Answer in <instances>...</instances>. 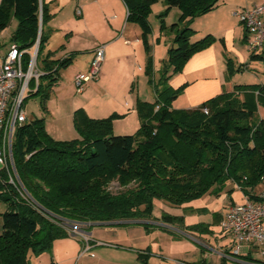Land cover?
I'll use <instances>...</instances> for the list:
<instances>
[{"label": "trees", "instance_id": "16d2710c", "mask_svg": "<svg viewBox=\"0 0 264 264\" xmlns=\"http://www.w3.org/2000/svg\"><path fill=\"white\" fill-rule=\"evenodd\" d=\"M126 20L141 29L148 49L147 35L151 6L162 1L166 11L176 7L178 21L184 24L174 34L175 46L158 82L151 78V57L145 67L154 101L137 99L140 125L134 134L114 135L112 122L120 115L89 117L83 108L73 112V124L79 135L71 140H54L44 130V119H27L15 129L12 158L15 168L0 169V202L6 205L0 213V264H29L28 253L49 251L53 241L68 236L63 222L102 223L156 219L166 226L184 228V217L161 212L152 214L155 200L173 206H185L205 194L218 196L228 182L255 199L254 188L264 179V119L257 118L256 106H264V85L235 84L229 91L194 109H175L171 102L181 89H171V73L181 70L191 55L215 42L206 36L191 42L192 20L216 8L220 0H122ZM166 11L158 15L162 19ZM17 19L11 37L20 49H30L38 39L37 67L43 72L37 89L45 104L60 70L67 67L73 54L52 59L45 51L50 37L47 27L53 14L41 0H1L0 31L9 17ZM161 21L160 33L166 30ZM15 37V38H14ZM246 40V33L244 35ZM263 52V51H262ZM261 53H251L250 60H262ZM30 56L23 55L26 69ZM241 64L237 70H242ZM227 78L233 63L226 62ZM35 85L34 80L31 82ZM45 108V105H43ZM116 183L117 190L110 186ZM19 185L34 201L20 194ZM217 214L214 215V218ZM149 230L148 223H141ZM208 229V225H190L186 229ZM138 259L146 264L142 253ZM199 264H203L202 262Z\"/></svg>", "mask_w": 264, "mask_h": 264}, {"label": "rangeland", "instance_id": "374dc122", "mask_svg": "<svg viewBox=\"0 0 264 264\" xmlns=\"http://www.w3.org/2000/svg\"><path fill=\"white\" fill-rule=\"evenodd\" d=\"M68 1L69 2H66V0L58 1L59 7L55 21L56 26H54V29L50 27L53 33H51L52 36L49 38L46 47H51L52 51L55 52L58 58L73 54L72 61H74L76 57H78V59L80 58V60H84L85 54L97 45L98 40H101V38H104L107 35V32L103 29L106 25L107 27L109 26L105 20V16L117 14L121 18L122 14L125 15V7L122 0H86L88 3L85 0H80L79 3L84 7V15L86 13L92 18L94 13H96V17L97 15L100 16L97 19L100 20L97 25L98 30L93 28L90 33H86L83 30L82 24L79 22V20H81V12L78 13L76 0ZM246 2L250 1H241V6L245 5ZM176 9L178 8L173 7L166 11L165 5L161 2L155 3L151 6L148 15V21L151 27V32L147 35L148 49L145 48V43L141 36L142 32L140 28H138V25L129 22L130 29H132V27H137L134 31H136L135 33L137 36L140 37L141 42L133 45L136 50L135 54L132 56V65H129L125 61L124 55L127 53V50H124L118 64L113 65V60H110V63L106 66V75L104 74V77L100 78L101 81H99V84L104 85L106 90H108L109 95H105L103 91L96 95V91L93 93L94 90L92 85L98 83L96 81L87 84L84 88L85 91L82 93L75 92L70 86V65H68L60 70L59 79L52 87L45 104L41 102L40 95L27 94L28 96L24 101L23 108L28 119L33 120L43 118L44 130L52 139L71 140L79 137L73 124V112L78 108H83L86 114L92 118H104L114 113L120 115L113 119L112 133L114 135L134 134L140 125V120L138 119L136 112L134 109H131L132 107L130 106L125 110H121L122 112L120 113L117 112V109H115L117 103L112 99L113 95L111 94H114L118 88H120L121 83L128 74H132L133 79L130 82L133 81V85L135 86L134 100L137 94L140 100L149 101L154 99L153 88L148 83V75H146L145 66L148 57H151L152 67L150 70V76L155 82H158L160 72L164 69L165 61L168 58V49L175 46L173 43V35L177 32L178 28L180 29L183 27L179 24L178 26L171 28V25L178 21V13ZM164 11H166V14L162 19H159L158 15ZM232 15L236 17L233 12ZM15 19L16 18L11 15L7 27L0 31V60L11 40L14 30L17 27ZM236 19V23H238V18ZM119 20L120 19H117L116 21L118 22ZM161 21L170 25L167 27V32L165 34L163 32V35L161 37L159 36L160 41L154 43L155 47L153 51V46L151 45L152 34L159 31ZM238 25L240 24L238 23ZM69 33L72 34L68 35ZM135 33H130L127 36L134 37ZM241 45L244 62H238L237 65L233 66L230 80L234 84L264 85V58L262 60H250L251 53L247 51L244 44ZM262 51L260 53L264 57V48ZM230 57L231 59H234L232 55ZM241 64L244 65H242V70L239 71L237 68ZM139 65L141 68H139ZM125 91L127 94L128 92H131L130 84L125 88ZM128 99L129 98L126 96L123 100ZM43 105H45V108ZM84 105H87L88 111L84 108ZM89 113L93 116H90ZM255 114L257 118H264V106L257 105ZM228 185L231 186L230 183ZM228 185H226V187L220 192L219 196L211 197L210 194H205L185 206H173L165 201L155 200L153 203L152 214L155 217H160L161 212L165 211L172 215L183 216L185 221L190 225H200L201 223L209 224V228L211 227L210 230L212 232H218L220 227L214 222L213 212L221 206L224 199L228 200ZM110 189L116 191V183H112ZM233 196L234 198H238L239 193L235 191ZM5 209L6 205L0 202V213L4 212ZM63 222L70 225V227H68L69 234L67 237L60 239H68V241L70 240L75 243V241L79 239L86 241L84 236H87L92 241H102L101 243L104 245H111L107 247H112L114 244H122V246H130L134 249L144 247V249L147 248L149 252L147 254L146 264H187L190 262L187 261V258H196L195 260H198L200 250L203 248L201 247L202 244L197 242L196 239L202 241L206 238L200 235L201 231H199L198 228L191 230L186 229V227L180 228L174 225H169L167 227L168 229H163L160 226H153L150 227L151 230L149 229L147 231L143 225L136 223L119 224L115 222H102L90 224L65 222V220H63ZM71 225H74V227ZM1 230L2 220L0 216V233ZM184 230L189 231L190 234L182 232ZM191 235L193 236L191 237ZM165 238L170 242L168 244L165 243L162 247L164 252L161 253L160 243L167 242L164 240ZM70 245L71 244H69L67 249H65V247L62 249V247L57 246V244H54V246L52 244L51 249L53 248V250L45 251L38 255L29 252V264H57V258L62 256L65 257V255L68 256L66 251L67 253L69 252ZM81 249L82 245L79 249L75 248L73 252L78 254L79 251L81 252ZM53 253L56 256H54ZM97 260H100L99 254L97 253H95L94 256H92L91 253L88 255L84 254L83 256L78 254L75 255L73 261L69 264H95ZM102 264L108 263L102 262Z\"/></svg>", "mask_w": 264, "mask_h": 264}, {"label": "crops", "instance_id": "0c3cea01", "mask_svg": "<svg viewBox=\"0 0 264 264\" xmlns=\"http://www.w3.org/2000/svg\"><path fill=\"white\" fill-rule=\"evenodd\" d=\"M41 1L47 5L50 13L53 14L52 18L50 19L46 27L51 31L50 32V37H51L52 36L51 33H53L51 28L54 29V26H56L55 21H56L57 11L59 7V2H58L59 0H41ZM79 1L80 0H76V7L80 5H81L80 9L82 7L81 14H80L81 20H79V22L80 24H82L83 30L86 33L87 32L90 33L91 29L93 28L98 30L97 25H98V22H100V20H97V19L100 16L97 15L96 17L95 16L96 13H94L92 18L90 17V15L86 13L84 15V7L82 4L79 3ZM241 1L243 0H220L216 8H214L213 10H211L210 12L206 14H203L199 17L194 18L192 22L190 23V27L194 30V33L190 37L191 42H194L206 36L207 34L214 36L216 40L215 42L205 47L204 49L193 53L191 57L184 63L180 71L176 73H171V70H170L168 72V74H170V77L168 79V85L170 86V88L174 90L181 89V91L176 96V98H174L171 102L172 108H175V109L197 108L201 106L204 102L218 96L223 91L231 90L233 85H235L230 80V78L229 79L227 78V74H226L227 73L226 71L227 59H231L230 57L231 55L232 57H234V59L233 58L231 59L233 66L237 65L238 62H241V63L244 62V56L242 52L243 49H242L241 44H244L245 48L247 49L249 53L251 52L248 50L246 46V41L243 38L246 33V30L239 20H238V23L240 25L236 23L237 17H234L232 15V12L242 7H245V6H251L257 3H264V0H245V1H250V2H246L245 5L241 6ZM66 2H69V1L66 0ZM158 2L163 3L162 1H158ZM176 10H177L178 17H179L180 11L178 9ZM126 16H127L126 7H125V15L122 14L121 18L117 14H113L112 16H105V20L109 26L107 27V25L105 24L106 27H104L103 29L105 32H107V35L104 38H101V40L97 41V45L99 44L105 45L104 61L102 64V72H101L102 75L100 78L104 77V74L106 75V66H108V63H110V60L111 61L113 60L112 61L113 65L118 64L120 62L121 54L124 53V50H127V53L124 55L125 61L129 65H132V56L135 54V50H136V48L133 45L135 43H140L141 40H140V37L137 36V34L135 33L136 31H134L135 29H137V27H132V29H130L129 22L126 20ZM117 19H120V20L117 22L116 21ZM15 20L17 22V19ZM169 25L170 24L168 25L166 24L167 27H169ZM183 25L184 24H180L181 27ZM166 32H167V28L164 31V34ZM130 33H135V36L134 37L127 36ZM71 34L72 33H69L68 35H71ZM162 35H163V32L160 33V30L152 34L151 45L153 46V51L155 47L154 43L155 42L158 43ZM50 48L48 46L45 47V51L52 52V56H51L52 59H58L55 52L52 51V48L51 49ZM94 48H92L91 50L87 52V54H85L84 60H80V58L78 59V57H76V59L74 61H71V63L69 64L70 65V86L72 89H73L72 77L76 73H84L88 70L90 61L93 57ZM6 51H7V48L5 52L2 54V56L6 53ZM139 68H141L140 65H139ZM100 78L96 81L98 83H95L92 85L93 90H94L93 93H95L96 91L97 92L95 93L96 95L103 91L105 95L106 94L109 95V92L108 90H106L104 85L99 84V81H101ZM132 79H133V75L128 74L126 78L123 80V82L121 83L120 88H118V90L114 94H111L113 95L112 96L113 98L112 97L111 98L114 99L115 102L117 103V106L115 107V109H117V112L119 113L122 112L121 110H125L129 108L130 106L132 107L131 109H134V111L137 114L136 101L139 98L137 94L134 100L133 96H134L135 86L133 85V81L130 82ZM129 84H130L131 92L130 93L128 92L127 94L125 91V88ZM83 91H85V89ZM153 95L155 97V94ZM126 96L129 99L123 100L125 99ZM142 101H146V100H142ZM153 101L154 99L153 100L151 99L148 102H153ZM84 108L88 111L87 105H84ZM91 115L92 114H90V116ZM229 183L231 186L228 185ZM226 185L229 186L228 200L224 199L222 201L221 206L218 209H216V211L213 212L214 215L217 214V217L214 218V222L217 225H219V221L222 215L229 208V206L243 202L246 196L235 183L228 182ZM263 188H264V179L259 185H257L254 188L253 194L256 195ZM235 191L239 193L238 198H234L233 196L235 194ZM212 196L214 195H211V197ZM155 218H158V217H155ZM113 222L119 223V224L136 223L140 225H142L141 223H148L149 229L150 227H153V226L154 227L155 226L156 227L166 226L165 224L161 223L160 221L156 219H147V220H139V221H113ZM201 224H206V223H201ZM206 225H208V229H205L202 227L198 229L199 231H201L200 235L206 237L202 241H198V239H196L197 242H200V244H202L201 247L203 248L200 250L199 258L198 260H195L196 258H193V259L187 258V261H190L187 264H199L201 262L203 264H264V257L260 255L256 245L250 244V243L244 244L240 248L238 254L234 255L232 252V238L228 234L222 232L220 228L218 232H212L210 230L211 227L209 228V224H206ZM67 226L70 227L69 224ZM186 226H190V224H188L184 219V228ZM72 227H74V225ZM182 232L190 234L189 231H186V230ZM192 236L193 235H191V237ZM84 237L88 239L87 242L84 241L83 239L82 240L79 239L75 241V243H73L70 240L68 241V239L54 240L53 246L54 244H57V246L62 247V249L63 247L67 249L69 244H71L69 252L67 253V251L65 250L68 256L65 255V257L62 256L60 258H57L58 259L57 264H65V263L69 264L70 262L73 261L75 255L80 254V256H83L84 254L88 255L89 253H91L92 256H94L95 253L99 254L100 260L99 261L97 260L95 264H102V262H105L108 264L110 263L111 264H139L141 263L138 259L139 252L142 253L143 258L147 260V254L149 253L147 248L144 249L143 247L140 249H134L130 246H122V244H114L112 246L114 248H112V247H107L111 245L102 244L101 243L102 241L95 242V241L90 240V238L87 236H84ZM164 240L167 242L160 243L159 241L161 253L164 252L162 247L165 245V243L168 244L170 242L166 238ZM86 243H88V246H89L87 250H85ZM81 245H82L81 252L80 251L78 252V250H77L78 254L76 252H73L75 248L79 249ZM50 250H53V248ZM52 252H55V251H52ZM54 256L56 255L54 254ZM188 259H192V260H188Z\"/></svg>", "mask_w": 264, "mask_h": 264}, {"label": "built area", "instance_id": "2783aa9c", "mask_svg": "<svg viewBox=\"0 0 264 264\" xmlns=\"http://www.w3.org/2000/svg\"><path fill=\"white\" fill-rule=\"evenodd\" d=\"M78 13L81 12L77 6ZM234 15L246 30V46L251 53H260L264 48V3H257L235 10ZM38 39L30 49H20L18 44L10 41L6 53L0 60V169L15 168L12 158V142L17 127L23 125L28 116L23 104L27 94L38 87V78L42 71L37 67ZM104 44L93 49V57L88 70L76 73L72 78L75 92H82L87 84L97 81L101 76L104 61ZM28 53L29 63L24 69L23 55ZM34 80L35 85L31 82ZM16 178L10 176V182ZM19 192L27 201H34L19 185ZM255 199L245 196L243 202L233 204L224 212L219 227L232 238V252L237 255L244 244H254L264 257V188L255 195ZM86 239V242L88 239ZM89 248L86 243L85 250ZM186 264V263H183Z\"/></svg>", "mask_w": 264, "mask_h": 264}, {"label": "water", "instance_id": "95a60500", "mask_svg": "<svg viewBox=\"0 0 264 264\" xmlns=\"http://www.w3.org/2000/svg\"><path fill=\"white\" fill-rule=\"evenodd\" d=\"M15 38V37H14Z\"/></svg>", "mask_w": 264, "mask_h": 264}]
</instances>
